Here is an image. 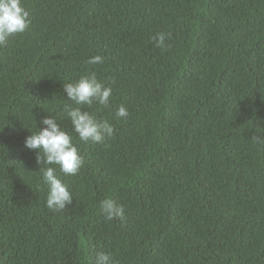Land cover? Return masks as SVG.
<instances>
[{
	"label": "trees",
	"instance_id": "obj_1",
	"mask_svg": "<svg viewBox=\"0 0 264 264\" xmlns=\"http://www.w3.org/2000/svg\"><path fill=\"white\" fill-rule=\"evenodd\" d=\"M21 3L30 26L0 47V264H264V0ZM93 72L107 109L64 92ZM66 106L113 136L81 142ZM46 118L84 162L75 176L53 166L73 198L55 213L25 147Z\"/></svg>",
	"mask_w": 264,
	"mask_h": 264
},
{
	"label": "clouds",
	"instance_id": "obj_2",
	"mask_svg": "<svg viewBox=\"0 0 264 264\" xmlns=\"http://www.w3.org/2000/svg\"><path fill=\"white\" fill-rule=\"evenodd\" d=\"M30 26L29 13L25 10L21 0H0V47H6L8 40L16 35L23 34ZM170 34L158 33L152 38L157 48L165 49V41L170 39ZM90 65L104 63V58L96 56L88 61ZM116 83L113 78L112 84ZM64 92L68 99L77 106L98 104L101 109L110 107L112 88L105 87L98 81L96 74L90 73L81 77L75 83L64 85ZM81 107L71 108L66 106L64 111L71 121L79 140L84 143H103L105 136L111 138L114 128L106 120H97L93 115L82 113ZM117 118H127L129 113L122 105L116 112ZM45 126L43 130L32 134L25 140V147L32 151H38L36 161L40 166L39 173L43 180L49 185V195L46 206L52 212H62L72 203L68 187L55 175L53 166H59L66 176L78 175L83 167V159L77 148L72 143V137L63 131L54 119H42ZM254 143L264 142L256 137L252 138ZM100 208L107 221L125 220V209L112 199L101 202ZM95 264H110V257L104 253L97 255Z\"/></svg>",
	"mask_w": 264,
	"mask_h": 264
}]
</instances>
